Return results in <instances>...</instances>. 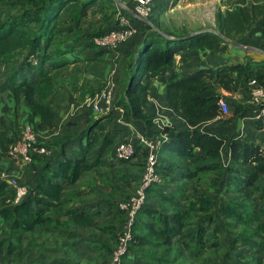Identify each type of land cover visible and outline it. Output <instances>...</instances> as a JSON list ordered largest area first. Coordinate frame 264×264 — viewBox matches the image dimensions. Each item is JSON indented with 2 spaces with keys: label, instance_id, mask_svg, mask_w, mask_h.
I'll return each mask as SVG.
<instances>
[{
  "label": "trees",
  "instance_id": "16d2710c",
  "mask_svg": "<svg viewBox=\"0 0 264 264\" xmlns=\"http://www.w3.org/2000/svg\"><path fill=\"white\" fill-rule=\"evenodd\" d=\"M156 1L149 18L163 30L154 20L155 7L159 8ZM8 3L18 11L0 22V64L7 63L12 70L6 86L17 106L24 98L36 132L52 131L56 126V111L49 105L57 78L53 71L79 61H100L111 51L97 46L94 37L117 28V23L99 29L96 20L85 22L91 9H108L109 3V9L125 12L139 30L122 44L139 36L133 43L136 49L128 65L123 97L115 102L112 111L91 118L73 138H66V144L72 141L78 144L74 155L48 160V155L36 154L32 163L36 166L40 160L42 169L27 183L31 192L18 204L7 202L14 193L0 178V248L5 247L8 254L22 248L21 241L28 232L37 226L53 224V214L64 211L62 193L66 183L75 184L93 171L95 164L90 158L97 146L96 160H99L111 147L115 150L125 141L120 139L128 127L114 121L117 109H122L120 118L125 123L155 127L153 116L144 111V103L153 79L174 66L177 54L202 52L227 43L219 33L232 39L245 38L244 44L264 49V0H221L215 14V29L219 33L206 30L187 39H181L183 34L163 30L171 37L164 36L114 0H0V13ZM127 6L132 9L134 0ZM66 21L68 24H64ZM125 51L129 55L130 51ZM252 79L264 86V58L256 59L250 53L244 61L200 67L184 74L170 73L165 82L166 100L183 124L167 125L157 132L164 136L157 164L163 180L146 190V202L137 213L134 239L123 264L142 261L186 264L188 258L197 259L212 251H218L225 264H262L264 210L260 209L259 201L264 199V141L203 129L205 124L225 115L220 105L221 89L231 93L243 90L250 95ZM82 108L90 115L95 114L91 107ZM258 126L263 124L259 121ZM18 136L0 132V159L8 156L9 145ZM38 144L53 147L39 138ZM135 146L136 162L120 161L123 165L131 163L137 171L135 175L121 176L129 186L133 181L141 183L147 155L138 141ZM173 156L183 163H176ZM200 185L204 189L200 190ZM116 189L121 198L104 200L102 205L122 212V230L126 213L119 209L118 203L135 190ZM72 212L78 210L67 211ZM83 216L80 214L79 218ZM86 221L83 217L82 223ZM113 250H109L111 256Z\"/></svg>",
  "mask_w": 264,
  "mask_h": 264
},
{
  "label": "crops",
  "instance_id": "0c3cea01",
  "mask_svg": "<svg viewBox=\"0 0 264 264\" xmlns=\"http://www.w3.org/2000/svg\"><path fill=\"white\" fill-rule=\"evenodd\" d=\"M64 24H68V22ZM195 31L199 30L197 29ZM189 33H183V35L186 36ZM138 37L139 36L135 37L134 40L132 39L130 42L122 45L119 49L111 50L103 55L105 56L110 54L109 57L113 58L117 62L116 66L125 64L124 74L118 75V69H116L113 77L109 79L114 81L115 88L112 94L111 105L104 112H95L93 115H90L91 113L89 112V118L85 119L84 115H80V118L75 116L72 120H70L69 114L75 109L78 111V114L81 113L80 110L84 111L82 108V102L76 108L74 105L72 108L68 107L69 111L65 114L64 111H66V108H64V103L66 101V95L64 94L56 97V93L55 97L53 98L55 94L53 93V96L50 97L51 100L49 98V105L52 106V108L56 111V126L52 131L45 130L43 132L44 137L48 139L50 136L54 141V143H52L53 147L49 149L48 156L50 159L48 160L73 156L75 153L74 150L77 148L78 144L75 141L66 144V138H73L76 133H78L89 123L91 118L98 117L112 111L115 102L123 97L128 81V65L133 59V53L136 49V45L133 43ZM220 44L226 45L228 43ZM125 50L130 51L129 55H127ZM223 51L219 49L217 56L206 55L207 57H204V60L197 62V64L194 65H192L193 62H191L190 59H187L188 56L192 55V51H185L183 53L177 54L174 66L170 69L163 70L157 78L153 79L151 90L149 91L144 103V111L153 116L155 127L143 128L141 126L142 124L139 122L133 124L125 123L120 118V115L123 111L121 108H119L114 114V121H118L122 125L126 124L128 127L127 130H125V132L122 134L120 140H127L129 138L135 137V134L139 132L149 133V135H151L150 138L162 139L161 137H164L163 135H157V132L161 130L160 125L162 123L169 124L170 126L183 124L176 115H173L166 100L165 82L172 71H177L181 74H184L200 67H217L218 65L224 63L231 64L238 61H244L249 53L252 54V56L259 55L255 56L256 59L264 58V52L246 50L234 45L230 46L229 51H226V53L224 52L222 54ZM200 55H202V53H200ZM103 60L104 59L101 58L100 61ZM100 61H79L53 72H56L57 74L56 80L60 79L65 84L67 83V79H64L66 75H62L64 69L67 68L66 70L70 73L74 67H77L76 65L80 64V68L87 70L90 74H104L105 71L100 70L98 67V63ZM89 63H96V65L93 67L89 65ZM7 67L9 66L6 63L4 69H2V64H0V132L6 131L10 135H19L20 130L17 129L19 127V123L24 122V114L20 115L17 107L21 106V110H23L26 115H29V110L23 97L21 98L20 105L17 106L11 90L6 86L9 79V69ZM116 73V78L121 75H125V77H123V79L121 78V80L117 82L115 78ZM93 76L94 75L89 76V78ZM98 91L100 90L95 91V93ZM85 95H87V93H85ZM88 96L89 95H87V97ZM221 96L223 100L228 102L230 113L225 114L218 120L205 124L203 129L216 131L228 136H238L242 138L248 136L254 137L258 141H264V127L258 126L259 121L256 120L257 105L253 102L251 96L247 95L243 90L231 93L225 89H221ZM83 100H85V98ZM102 104L105 106L104 102H102ZM237 107L240 108V111L236 110ZM2 117L6 122H3ZM74 123L77 124L74 125ZM134 140L138 141L136 138H134ZM98 148V146L95 148V153L90 158V161L93 164L96 163L94 165L93 171L89 175L82 177L75 184L66 183L62 193L64 211H58L53 214V218L55 219L53 224L49 223L46 225L37 226L35 229H33V231L28 232L21 241L22 248H20L16 253L8 254V257L2 254L5 256L7 263H5L3 260H0V264H108L111 258L109 250H112L113 248L115 249L117 245L124 216L122 212L118 211L117 209L110 208L107 205H102V202L107 199H115L114 201L120 199L121 195L120 192L117 191V187L124 188V190H127V192L136 190L138 184H136L135 181H133V183H131L132 185L129 186L126 181L121 179V176L135 175L137 171L135 170L134 166L131 165V163L127 165L122 164L120 170H123L121 171L122 173L119 176V180L125 184H120L118 181L115 182L116 179L114 176H116L117 172L114 174L106 173L105 175L108 179L107 183H112L114 191H117V195L111 191H106L103 184L99 183L101 181L102 174L100 169H106L108 168L107 165H110L113 163V161H116L114 159L115 150H113L114 147H111L110 150L103 154L101 159L96 160ZM173 158L176 163H183L180 158L174 156ZM5 161V157H3V160H0V166H2V168H4L6 165L10 167V172H12L14 175L16 173V176L19 178V180L24 183H30L42 169L40 160L36 161V166H34L33 163L26 164L15 162L13 160H11L10 164H7ZM129 161L134 163L136 162V159L134 157ZM23 165L27 166V169L31 168V172L29 174H27V170H22ZM259 207L260 209L262 208L264 210L263 200L259 201ZM68 210H78V212L67 213ZM80 214H85L83 217L87 218L86 224L82 223L83 217L79 218ZM260 241L263 246L261 247V254L264 253V239L260 238ZM98 244H100V248L98 247ZM5 249V247L0 248V252L3 253ZM24 249H26V252L23 251ZM205 254H209V252ZM205 254H203L201 257H198L197 259H192L190 257L188 260L202 262ZM136 264L150 263L148 261H142Z\"/></svg>",
  "mask_w": 264,
  "mask_h": 264
},
{
  "label": "built area",
  "instance_id": "2783aa9c",
  "mask_svg": "<svg viewBox=\"0 0 264 264\" xmlns=\"http://www.w3.org/2000/svg\"><path fill=\"white\" fill-rule=\"evenodd\" d=\"M155 1L156 0H134V6L130 9L140 17L150 19L149 17L154 12L153 7ZM138 31V28L131 21V18L120 10L117 18V28L111 29L102 35L95 36L94 43L103 48L118 49L124 42L135 36ZM114 88V81L109 80L108 85L104 89L85 98L82 102V107H91L96 113L104 112L111 105ZM249 89L250 96L257 105L256 120L260 121L264 127V86L258 84L255 79H252L249 81ZM102 102H104L105 106H103ZM220 105L224 114L230 113L229 105L225 100L221 99ZM167 125L169 124L162 123L160 127L162 129ZM134 138L138 139L142 148L147 150L144 173L141 183L137 186L135 192L127 199L118 203L119 209L126 213V217L109 264H123L124 256L127 254L129 246L134 239V226L137 213L146 202V190L150 185L162 182V178L157 171L159 149L161 146L160 138L154 139L143 133H136L135 137L129 138L117 145L114 159L117 161H129L135 157L136 146ZM36 154L48 155L49 149L44 145L38 144V134L34 125L31 122H27L24 124L18 138L9 145L8 156L16 160V162L27 164L33 162ZM0 178L8 183L14 193L13 196L7 200L8 203L18 204L31 192V188L27 183L20 181L17 176L9 172L1 171Z\"/></svg>",
  "mask_w": 264,
  "mask_h": 264
},
{
  "label": "rangeland",
  "instance_id": "374dc122",
  "mask_svg": "<svg viewBox=\"0 0 264 264\" xmlns=\"http://www.w3.org/2000/svg\"><path fill=\"white\" fill-rule=\"evenodd\" d=\"M160 1L159 2L158 0L156 1V4H159V8L155 7L156 12H155L154 20L163 30L167 32L183 34V33L193 32L197 29L204 30V29H215L216 28L215 14H216L217 9L221 6V0H170L169 2H166V3H163L165 0H160ZM114 2H116V4L119 7H121V4H124V5L130 4L132 0H114ZM109 3L111 4V2ZM109 3L106 6L108 9H101L100 7L91 9L88 17H86L87 21L85 20V22L88 23L92 20H96V24H97L96 27H99V29L100 28L105 29L109 23L113 25L115 24V22L117 23V18L119 16L120 10L117 9V11H114L113 8L109 9ZM113 4L115 3L112 2V5ZM17 11L18 9L11 3H8L7 6H3L2 13H0V22L6 20L10 15L16 14ZM87 23L85 24L87 25ZM230 39L235 40L239 43H243V44H244L243 41L245 40V38H242V37L238 39H232V38ZM247 43L249 42L247 41ZM263 45H264V42H263ZM230 46L232 45L229 43L226 45L218 44V45L213 46L210 49L208 48L209 50L206 49L205 51H202V52L192 50V55L188 56L187 59H190V61L193 62L192 65H194V64H197V62L204 60V57L214 56V55L217 56V54L219 53V49L222 51L224 50L222 54L224 52L226 53V51H229ZM111 50H117V49H111ZM200 53H202V55H200ZM109 56L110 54H107L101 57L104 60L98 63L99 69L105 71L104 74H100V73L90 74L87 70L80 68L81 66L80 64L76 65L77 67H74V69L71 70L70 73L69 71L66 70L67 68L64 69V71L62 72V75H66L64 79H67V83L64 84L60 79L56 80L57 85L55 86V90H54L55 94L54 96L52 94L51 97L53 96L54 98L56 93H57L56 97L64 95V94L66 95V98H65L66 101L64 103V108H66V111H64L65 114L69 111L68 107L72 108V106L74 105V107L76 108L81 102H83L82 100L86 98L87 95L89 96L94 95L95 91L104 89L108 85L109 79L113 77L114 73L116 72L115 71L116 69H118L117 70L118 75L124 74L125 64L116 66L117 62L113 58H110ZM255 56H259V55H254V57ZM20 60H22V58ZM89 65L94 67L96 63H92V64L89 63ZM4 66L5 64H2V69H4ZM7 68L9 69V67ZM117 73L115 74V78L117 77ZM8 74L9 76H11L12 70H9ZM92 75L94 76L89 78V76H92ZM97 77L100 78L98 81L96 80ZM123 77H125V75L123 76L121 75L118 78H116L117 82L120 81L121 78L123 79ZM91 89H93V92L91 91ZM84 92L87 93V95L84 94L82 96V93ZM17 110L20 113V115L24 114V122H20L19 127H18V129L21 132L24 124L27 122H30V116L26 115L25 112L21 110V106H18ZM229 110H230V107H229ZM80 111H81L80 114L77 113L78 111L76 109L73 112H71L69 114L70 120H72L75 116H78L80 118L83 115L85 116V119L89 118L88 111L86 110L84 111L80 110ZM2 120L3 122H6L3 119V117H2ZM75 124L77 123H74V125ZM37 134L39 135L38 138L40 141L45 142L47 144L49 142L51 144L54 143V141L52 140V137L49 136L47 139L46 137H44L43 132H37ZM4 157L6 159L5 162H7V164H10L11 160H13L9 156L8 157L4 156ZM0 160H3V157ZM13 161L16 162V160H13ZM122 164L123 163H120V162H113L110 165H107L108 168L100 169L102 174H101V181L99 183L103 184L106 191H109V192L111 191L115 194L117 192L116 190L114 191V187L112 183L111 184L107 183L108 179L105 175L106 173L114 174L117 172L116 176H114V178L116 179L115 182L118 181V183L120 184H125L124 182H120L119 180V176L122 173L121 171L123 170V169L120 170ZM10 169L11 168L8 167L7 165L4 168L0 166V172L6 171L14 175L12 172H10ZM22 170L23 171L27 170V174L31 172V168L27 169V166L25 165H23ZM15 176H16V173H15ZM194 186H196L195 182L192 183L193 189H194ZM198 188L202 190L204 189V186L200 185L198 186ZM263 206H264V199H263ZM98 247L100 248V244H98ZM23 251L26 252V249H24ZM2 254L8 257L7 250L5 249L3 253L0 252V260H3L5 263H7V261L5 260V256ZM187 264H225V260L223 256L220 253H218V251L217 252L212 251V252H209V254L204 255L202 262L195 261V260H188ZM262 264H264V258H263Z\"/></svg>",
  "mask_w": 264,
  "mask_h": 264
},
{
  "label": "water",
  "instance_id": "95a60500",
  "mask_svg": "<svg viewBox=\"0 0 264 264\" xmlns=\"http://www.w3.org/2000/svg\"><path fill=\"white\" fill-rule=\"evenodd\" d=\"M121 7L123 9H125L128 13H130L132 16H134L135 18H138L146 23H148L149 25H151L154 29L156 30H159L164 36L166 37H171L167 32L161 30L159 27H157L154 22L151 20V19H148V18H143V17H140L138 14H136L133 10H131L129 7H127V5H124V4H121ZM214 31L216 33H219L216 29H204V30H199V31H194V32H191L189 33L188 35L186 36H183L181 37V39H187V38H190L202 31ZM220 36L227 42V43H230L236 47H240V48H243V49H246V50H252V51H255V52H264L263 49H260V48H257L255 46H252V45H246V44H243V43H239L235 40H231L230 38H228L227 36H225L224 34L222 33H219Z\"/></svg>",
  "mask_w": 264,
  "mask_h": 264
}]
</instances>
